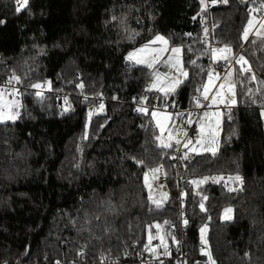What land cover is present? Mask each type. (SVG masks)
Wrapping results in <instances>:
<instances>
[{
    "label": "trees",
    "instance_id": "trees-1",
    "mask_svg": "<svg viewBox=\"0 0 264 264\" xmlns=\"http://www.w3.org/2000/svg\"><path fill=\"white\" fill-rule=\"evenodd\" d=\"M207 1L208 7L206 0H28L17 12L13 0H0V79L13 72L21 78L19 118L0 122V264L42 258L81 264L121 255L156 236L157 229L149 228L156 224L169 243L176 208L168 198L157 209L144 186L145 173L158 165L169 194L175 172L183 182L186 264H210L207 255L198 260L200 243L215 264H264V94L246 79L251 73L241 74L235 61L229 69L236 107L221 108L216 156L178 158L176 169L174 147L159 146L149 112L131 110L150 73L125 65V54L156 35L182 49L189 74L166 98L195 107L196 89L211 70L201 17L208 19L212 39L243 55L264 81V42L241 38L250 11L257 16L264 0ZM36 83L48 92L37 97L30 90ZM237 174L241 191L212 180L189 183ZM226 207L233 209L232 220L221 218ZM203 225L206 244L199 235Z\"/></svg>",
    "mask_w": 264,
    "mask_h": 264
},
{
    "label": "snow or ice",
    "instance_id": "snow-or-ice-1",
    "mask_svg": "<svg viewBox=\"0 0 264 264\" xmlns=\"http://www.w3.org/2000/svg\"><path fill=\"white\" fill-rule=\"evenodd\" d=\"M204 0H201V3L203 4ZM217 0H213V3H216ZM220 2L227 3L228 0H220ZM28 0H16V11L20 12L23 8L27 6ZM264 7V5H262ZM257 10L254 8L249 13V19L247 21V24L243 28L242 33V39L247 41L249 39L250 35H255L257 39L261 40V42H264V18H258L254 15V13ZM115 19V17H114ZM0 23H3V21H0ZM205 33H207V29H205ZM190 35V34H189ZM159 43L162 45V47H153V45ZM169 41L166 40L163 36L157 35L154 40L150 41L148 44L144 45L143 47L137 49L136 51L129 54L127 59L134 61L137 64H143L147 68L152 69L151 76H152V82L149 86V91L152 89H155L158 92L163 93L164 97L169 96L170 94L175 93L176 89L184 82L180 77H184L185 79L188 78V72L184 68V63L181 59V52L182 49L180 47H172L169 49L167 47ZM255 43V41H253ZM171 52L172 55L167 56V58H164V54L167 52ZM212 60L213 63H217L220 60H224L225 62L231 63L232 60H235L236 64L240 65L239 72L241 74H249L250 76H247L246 79L249 80V82H256L259 87H257L256 92H261L264 94V81H258L257 77L253 73V69L251 65L249 64L248 60L245 59L243 55L236 57L233 55L232 48L229 45H224L222 48H213L212 50ZM193 64H195V61H192ZM163 64L169 69L168 73H160L156 70V65ZM175 71L176 75H171V73ZM208 80L206 83H203L200 88L196 89V92L200 94V96L203 97L204 101H210V104L208 105L211 107L213 104L223 103L226 105H234L236 103L235 99V88H236V82L232 79L233 77V71L229 70L227 73L221 77L219 73H216L212 70L208 71L207 73ZM216 81H222L218 85ZM21 78L13 72L12 76L9 78L7 83L9 85L13 83H20ZM50 84V82H46ZM80 87H83V85H79ZM31 87L35 89H42L44 87L43 84L36 83L32 84ZM201 88L203 91H201ZM12 94H16V90L13 89ZM248 95L253 94V89L249 88L247 90ZM37 97L41 96V91L36 92ZM231 95L232 99L231 101L225 99L226 96ZM146 97H141L140 102L141 105H143L144 101L146 100ZM193 99L196 101L195 106L197 108L202 107V105L199 102V96H194ZM67 102V101H66ZM256 102L255 100L253 101ZM101 109L103 108V105L100 106ZM20 108L19 102L16 100H6L5 99V90H0V122L4 121H15L19 118V111ZM261 116L264 117V104L261 105ZM68 110V109H65ZM138 112H144L147 114L148 109L144 107H138ZM91 115V113H90ZM213 114L209 112H205L204 115L200 118L201 121L205 120L206 118H210ZM218 115V114H216ZM152 116L155 119L157 117V111L152 112ZM190 116V114H189ZM170 117L165 116L163 119L167 121ZM187 123L191 124L192 121L189 119ZM157 127L160 128L161 133L163 134L167 125L160 122V120H157ZM219 127V121L217 120V123L215 126H213L209 120V123L207 125H204L201 123L199 125V134L193 142L192 140H186L183 143V147L185 149H188V152H195L197 154L201 152H210L213 156H216L218 150H219V141H218V129ZM185 136L187 133L184 134ZM158 141H160L159 146L162 148H172L173 144L171 141L173 140V136L171 132H169L168 140L165 141L162 139V137H156ZM175 144L179 145L181 144V140L179 138H175ZM196 145H199V147H196ZM191 146V147H190ZM188 152H185L184 156L181 157V159H186L188 157ZM138 164H143V161H137ZM150 172L152 174L153 179L156 178V174L160 172L159 168H153L150 169ZM212 180L215 183L224 182V186L228 188V191H241L242 188H234V187H228V182L233 183H239L243 184L242 177L237 174L235 176H214V177H208L205 176L200 180H191L189 183L196 185L197 187L206 183L207 181ZM145 184L147 187L150 188L149 192V200L155 205L157 209L162 207V202L160 200L154 199L152 192H151V185L148 184V173H145ZM162 187V185H161ZM163 197L166 199L167 194L164 193ZM207 197H201V203H200V209L201 211H205L204 203L203 201L206 200ZM233 209L231 207H226L224 209V220H232L233 219ZM99 219V217H97ZM165 223H168V221H165ZM185 224H187V221H185ZM155 227L157 229V235L152 236L149 235V245L151 244V241L153 239H160L161 243L159 247H163L164 254L168 255L169 249L168 245L165 242L164 236L159 235V230L161 226L159 224L156 225H150L149 228ZM205 229H201L202 233V243L206 244V241L203 239V233ZM170 235V234H166ZM174 239V238H173ZM174 242L178 243L174 240ZM149 245H145L146 251H151L153 254H155L156 249L150 248ZM202 254L207 255L210 264H215L214 261H212L210 253H207L202 249ZM77 255H83L82 252H78ZM57 264H60L59 261H57Z\"/></svg>",
    "mask_w": 264,
    "mask_h": 264
},
{
    "label": "built area",
    "instance_id": "built-area-1",
    "mask_svg": "<svg viewBox=\"0 0 264 264\" xmlns=\"http://www.w3.org/2000/svg\"><path fill=\"white\" fill-rule=\"evenodd\" d=\"M13 3L16 5V0H13ZM207 7L209 6V2L206 0ZM258 18H264V10H259L257 13ZM200 22L207 27V33L204 36V40L207 44V51H208V58L211 64V70L219 73L221 77H223L227 71L231 68L235 60H232L231 63L225 62L224 60H220L217 63H213L212 60V49L213 48H219L220 45L217 41H214L212 39L210 29H209V23L208 19L205 17L200 18ZM237 57V55H234ZM9 78H1L0 79V90H6V89H15L16 94L21 89L20 83H13L9 85L7 81ZM220 82V81H217ZM150 86V80H148L138 91L137 95L132 98L131 100V110L133 112L137 111L138 107H144L146 109H152V108H159L163 110V108H166L168 111H180L185 110L184 108H181L180 105L175 104L172 100L164 99L160 100L157 95L151 90L149 91ZM30 90H34L35 92L41 91L42 94H45L48 92L47 88L44 86L42 89H35L30 88ZM66 96V95H62ZM146 97L147 99L144 101L143 105H141L140 98ZM225 99L231 101L232 96L228 95L225 97ZM199 102L202 105V107L197 108L196 106L192 109L196 112L192 123L186 124L184 126V131L187 133V135H184L183 142L186 140H194V130L197 122V117L200 115V113L207 107L208 101H204L203 97L199 95ZM239 107H243L242 104L238 105ZM223 107V106H222ZM236 107V105H225L223 108L230 109ZM262 108H260V111ZM181 150V145L178 146L177 149L174 148V153L171 157L172 162L174 163V167L176 169V162L179 158V153ZM156 168L160 169V172L156 174V178L154 179L155 183L157 184V188L161 192H165L168 194V198L171 200V202L174 204L176 208V225L174 226L172 230V238L168 245L169 253L168 255H165L162 252V249L160 246V239H153L151 241V244L149 245V239L145 242V244L140 247L136 244H132L129 248H127L121 255L117 256H101L100 258L96 260H91L89 262L82 261L81 264H186V248L184 246V239L186 237V230H187V224H185V221H187L186 217V209L184 205V196H183V182L182 179L178 176L177 172H175V175L173 176V180L175 182V191L171 194L168 192V177L166 173L164 172L163 166L158 165ZM162 185V187H161ZM206 222H209V218H206ZM174 238V239H173ZM177 241L178 243L174 242ZM145 245H149L150 248L156 249L155 254L150 253L149 251L145 250ZM198 249H204L203 244L197 245ZM31 264H57V262H50L46 258H42L40 262H34ZM67 264H70L68 262Z\"/></svg>",
    "mask_w": 264,
    "mask_h": 264
},
{
    "label": "rangeland",
    "instance_id": "rangeland-1",
    "mask_svg": "<svg viewBox=\"0 0 264 264\" xmlns=\"http://www.w3.org/2000/svg\"><path fill=\"white\" fill-rule=\"evenodd\" d=\"M256 16V15H255ZM206 18V17H205ZM157 36V35H156ZM156 36H154L152 39H150L149 41H147L146 43H143V44H141V45H139V46H137V47H135V48H132V49H130L129 51H127L126 52V54H125V60H127L128 62H129V64L130 65H136V66H143V67H145V68H147L145 65H143V64H137V63H135L134 61H131V60H129V59H127V57L129 56V54L130 53H132V52H134V51H136L137 49H139V48H141V47H143L144 45H146V44H148L150 41H152V40H154V38L156 37ZM160 36H162V35H160ZM253 36L254 37H256L254 34H253ZM164 37V36H163ZM165 38V37H164ZM166 39V38H165ZM167 40V39H166ZM153 47H162V45H160L159 43H157V44H155V45H153ZM167 47L169 48V49H171L172 47H179V46H176V45H167ZM222 47H224V46H220L219 48H222ZM169 55H172V53L169 51V52H167V53H165L164 54V58H167V56H169ZM156 67V70L157 71H159L160 73H168L169 72V69L166 67V66H164L163 64H158V65H156L155 66ZM147 70L149 71V73H150V84H151V82H152V76H151V72H152V69H149V68H147ZM171 75H176V73H175V71L173 70V72L171 73ZM182 80H184V77H180ZM208 80V79H207ZM207 82V81H206ZM220 82H222V81H220ZM220 82H217L216 81V83H217V85L220 83ZM12 91H13V89H6L5 90V99L6 100H9V101H11V100H16V101H18L19 102V100H18V96H17V94H15V95H13L12 94ZM152 91L157 95V97L162 101V100H164V99H167L166 97H164V95H163V93H161V92H158V91H156L155 89H152ZM202 91H203V89H202ZM168 97V96H167ZM194 102H196V101H194ZM210 104V101H208V104H207V107L200 113V115L197 117V123H196V126H195V130H194V140H193V142H195V140H196V138H197V136H198V134H199V125L201 124V123H203L204 125H207L208 123H209V120H210V122H211V124L213 125V126H215L216 125V123H217V120L219 121V127H218V129H217V131H218V141H219V135H220V124H221V117H222V111H221V108H220V106H222L223 105V103H218V104H213L211 107H209L208 105ZM224 105H226V104H224ZM214 107V108H213ZM218 109H217V108ZM18 111H19V109H18ZM153 111H157V117L154 119L153 118V116H152V112ZM217 112V119H216V122H214L213 120H211L210 118H206L205 120H203V121H201V117L204 115V113L205 112ZM148 112H149V117L151 118V120H152V122H153V124L155 125V127H156V129L158 130V132H159V137H162V139H164L165 141H167L168 140V136H169V132H171V134H172V136H173V140L171 141V143L173 144V147L175 148V149H177L178 148V146L179 145H181V150H180V153H179V158L181 159V157H183L184 156V154H185V152H188V149H185L184 147H183V138H184V134H185V131H184V126L186 125V124H189V123H187V121L189 120V119H191V121L193 120V118H194V116H195V114H196V112L191 108V109H185V110H180V111H168L166 108H163V110H161V109H159V108H157V107H155V108H152V109H148ZM260 113H261V111H260ZM189 114H190V116H189ZM165 116H168V117H170L167 121H165L164 119H163V117H165ZM262 117V116H261ZM89 118V117H88ZM157 120H160V122L161 123H163V124H166L167 125V127H166V129H165V131H164V133L162 134L161 133V131H160V128L159 127H157ZM207 120H208V122H207ZM262 120H263V122H264V117H262ZM5 122V121H4ZM196 128H197V130H196ZM175 138H179L180 140H181V144H179V145H177V144H175ZM159 142V144H160V141H158ZM191 147V146H190ZM196 147H199V145H196ZM202 153V152H201ZM210 153V152H209ZM191 154H197V153H195V152H188V156L189 155H191ZM202 179V178H201ZM194 180H200L199 178L197 179H194ZM148 181H149V179H148ZM223 182V181H222ZM144 183H145V176H144ZM228 187H236V184L235 183H233V182H228ZM163 194L164 193H162V198H163V200L164 201H166L167 199H168V194H167V197H166V199L163 197ZM223 215H224V210H223V212H222V215H221V218L223 217ZM223 219V218H222ZM224 220V219H223ZM201 229H205V231H204V233H203V239H205V236H206V232H207V226L206 225H203L200 229H199V235H200V240L202 241V233H201ZM161 249H162V252L164 253V249H163V247H161ZM150 253H153V252H151V251H149ZM209 260V259H208Z\"/></svg>",
    "mask_w": 264,
    "mask_h": 264
},
{
    "label": "crops",
    "instance_id": "crops-1",
    "mask_svg": "<svg viewBox=\"0 0 264 264\" xmlns=\"http://www.w3.org/2000/svg\"><path fill=\"white\" fill-rule=\"evenodd\" d=\"M223 107L225 106L224 104L222 105ZM222 106H220V108H223ZM214 108V107H213ZM217 108V107H216ZM218 109V108H217ZM187 110V109H186ZM211 114H213L210 119L213 120L214 122H216V119H217V112H209ZM208 119V118H207ZM209 120V119H208ZM207 120V122H208ZM197 123V122H196ZM199 129V128H198ZM197 130V128H196ZM148 173V184L151 185V192H152V195H153V198L154 199H157V200H160L163 204L164 200L162 198V193H165V192H161L158 188H157V184L155 183L153 177H152V174L150 172V170L147 172ZM144 186H145V189H146V192H147V195H148V199H149V192H150V188L146 186V184L144 183ZM150 201V200H149ZM151 202V201H150ZM152 203V202H151ZM153 204V203H152ZM154 205V204H153Z\"/></svg>",
    "mask_w": 264,
    "mask_h": 264
},
{
    "label": "water",
    "instance_id": "water-1",
    "mask_svg": "<svg viewBox=\"0 0 264 264\" xmlns=\"http://www.w3.org/2000/svg\"><path fill=\"white\" fill-rule=\"evenodd\" d=\"M3 64V62L0 60V66ZM125 65H128L129 62L127 60L124 61ZM207 259V256L204 254L199 255L198 260L204 262Z\"/></svg>",
    "mask_w": 264,
    "mask_h": 264
}]
</instances>
